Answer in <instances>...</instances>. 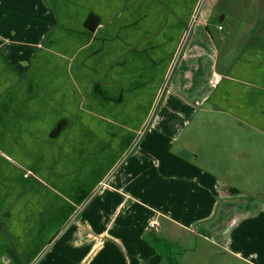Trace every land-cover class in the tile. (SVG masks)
I'll return each mask as SVG.
<instances>
[{
    "label": "crops",
    "instance_id": "0c3cea01",
    "mask_svg": "<svg viewBox=\"0 0 264 264\" xmlns=\"http://www.w3.org/2000/svg\"><path fill=\"white\" fill-rule=\"evenodd\" d=\"M219 3L0 0V264H264V36Z\"/></svg>",
    "mask_w": 264,
    "mask_h": 264
},
{
    "label": "rangeland",
    "instance_id": "374dc122",
    "mask_svg": "<svg viewBox=\"0 0 264 264\" xmlns=\"http://www.w3.org/2000/svg\"><path fill=\"white\" fill-rule=\"evenodd\" d=\"M236 4H237V6H239V7H237L239 14L244 15V18H243L244 22H250L251 20H255V22L257 23L259 21L257 30L261 29V32H262L261 34H262V36H264V0H220V3L218 5H221V6L223 5L225 8H228L232 12V10L230 8L234 7ZM246 8L250 9L251 13L252 12H255V13H252L253 15H247V12L245 11ZM243 38L244 37H242L239 41V44H238L239 47L242 46V43L244 40ZM168 77H169V75L167 76V79H168ZM164 84H165V82H164ZM163 87L160 89V92L158 93V96H157V100L154 103V105H152V108L150 110V114H152V115H150L148 113L150 115V117H148L149 115L147 114L148 116L146 118H148V119H145L142 121L141 127H139V129H137L138 132L134 134L132 141L126 145V150H125L126 156L132 154L134 152V150H136V148H137L136 146L139 143V141L141 140L142 136L144 135L145 129L148 127V125L152 121L156 110H158V106L160 105V102H161L160 94H161ZM261 171L262 172L257 171L258 177H259V179H264V169H261ZM259 196L261 198L260 194H259ZM192 238L194 239V241L192 243H195V241L198 240L194 236ZM172 250L174 251V254H177L176 252H178V250L176 248L173 247ZM188 257H191L190 252H188ZM192 260H194V258H192L191 261ZM185 261H186V259H185ZM177 262H178V264H180V263L184 264L185 263V262L181 261V257H179V256H177Z\"/></svg>",
    "mask_w": 264,
    "mask_h": 264
},
{
    "label": "trees",
    "instance_id": "16d2710c",
    "mask_svg": "<svg viewBox=\"0 0 264 264\" xmlns=\"http://www.w3.org/2000/svg\"><path fill=\"white\" fill-rule=\"evenodd\" d=\"M99 23V17L94 15V14H89L86 19H85V26L86 28L93 30ZM66 125V121L65 120H61L53 129L52 131V135H57L61 132V130L64 128V126Z\"/></svg>",
    "mask_w": 264,
    "mask_h": 264
},
{
    "label": "built area",
    "instance_id": "2783aa9c",
    "mask_svg": "<svg viewBox=\"0 0 264 264\" xmlns=\"http://www.w3.org/2000/svg\"><path fill=\"white\" fill-rule=\"evenodd\" d=\"M158 225V221L157 220H152L148 223V227L149 228H155Z\"/></svg>",
    "mask_w": 264,
    "mask_h": 264
}]
</instances>
